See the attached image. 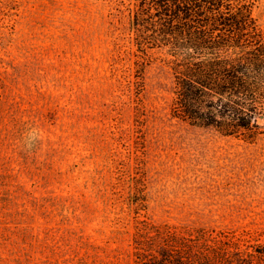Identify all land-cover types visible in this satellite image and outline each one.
<instances>
[{
  "label": "rangeland",
  "instance_id": "374dc122",
  "mask_svg": "<svg viewBox=\"0 0 264 264\" xmlns=\"http://www.w3.org/2000/svg\"><path fill=\"white\" fill-rule=\"evenodd\" d=\"M119 1L0 0V264H134L138 220L264 242V129L172 118L157 50L136 95Z\"/></svg>",
  "mask_w": 264,
  "mask_h": 264
},
{
  "label": "trees",
  "instance_id": "16d2710c",
  "mask_svg": "<svg viewBox=\"0 0 264 264\" xmlns=\"http://www.w3.org/2000/svg\"><path fill=\"white\" fill-rule=\"evenodd\" d=\"M256 0H128L136 48L135 94L157 50L170 81L169 114L222 136L253 139L264 129V32ZM123 7L122 10L120 7ZM261 120L260 123L257 120ZM135 199V200H134ZM135 210L142 206L135 195ZM264 241V240H263ZM134 264H264V242L243 231L214 232L138 220Z\"/></svg>",
  "mask_w": 264,
  "mask_h": 264
},
{
  "label": "water",
  "instance_id": "95a60500",
  "mask_svg": "<svg viewBox=\"0 0 264 264\" xmlns=\"http://www.w3.org/2000/svg\"><path fill=\"white\" fill-rule=\"evenodd\" d=\"M257 122H258V123H260V122H261V120L259 119V120H257Z\"/></svg>",
  "mask_w": 264,
  "mask_h": 264
}]
</instances>
